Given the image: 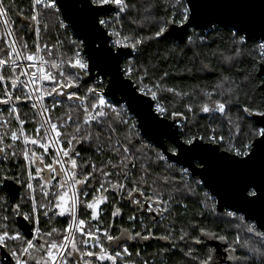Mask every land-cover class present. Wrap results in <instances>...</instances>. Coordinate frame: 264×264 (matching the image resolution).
<instances>
[{"label": "snow or ice", "instance_id": "1", "mask_svg": "<svg viewBox=\"0 0 264 264\" xmlns=\"http://www.w3.org/2000/svg\"><path fill=\"white\" fill-rule=\"evenodd\" d=\"M80 2L85 28L83 39H58L56 44L49 45L47 42L41 43L42 27L48 28L47 24L41 25V22L46 17L59 16L57 0H32L30 16L23 15L22 10L14 5V0L7 5L5 0H0V18H3L0 24L4 25L3 35L8 37L7 40L0 39V126L4 127V131L0 132V160H14L17 164H23L18 175L8 174L11 169H0V193L9 190V193L0 196V247L7 248L10 242L13 244L9 254L15 264H29L30 261L35 264H70L68 258L77 252L83 257L110 261L111 264H118L123 256L125 264H129L133 255L129 247L110 253L99 233L102 231L107 241L117 242L119 247V242L153 238L152 228L141 220V228L147 235H142L141 231L130 234L129 229H124L119 236H113L110 234L113 228L111 219L103 229L99 223L92 224V221H99L101 204H112L110 218L122 215L121 204L125 201L135 205L136 212H153V205L157 206V214L167 212L177 192L199 199L197 189L219 173H258L261 184L248 179L244 183V194L252 197L264 195V127L254 126L245 120V116H258L261 120L256 123L264 122V111L242 105L239 91L242 84L250 82L251 77L244 75L237 84L234 76L240 74V70L233 71L238 63L245 62L258 65L264 71V5L260 6L258 13H252L249 10L253 5L243 0H175L171 16L167 8L163 9V18L156 21L154 32L145 36L135 32L126 35L115 29L109 31L112 21L98 18L109 11L104 6L112 4L116 5L117 16L131 14L136 10L131 0ZM160 10L157 6V11ZM145 11L149 12L150 9L145 8ZM11 13L22 21L21 30L23 24L27 23L29 31L34 33V51L10 26L13 23ZM222 14L225 18H221ZM217 24H222L227 32H221ZM209 25L212 27L209 28ZM74 26L79 32V25L75 21ZM177 26L181 29L192 28L193 34L188 36L187 44L180 52L184 55L186 50L192 51L189 59L194 66L199 61L195 70L187 68L180 75L214 72L212 57L217 58L229 73L224 75L221 72L218 82L210 91L200 86H194L190 91L167 86L164 81L169 72L157 77V66L140 59L143 46L171 34V30ZM59 27L67 30L68 26L61 21ZM140 27L143 28V25ZM196 29L206 31L197 34ZM89 33L99 41L95 48L88 42ZM254 35L259 39L250 46L248 41ZM106 36L115 37L110 45ZM65 46L68 50L61 51ZM86 47L89 49L87 55L84 54ZM198 47H206L209 52L202 54L195 51ZM121 49H131V52L124 53ZM202 55L204 59H201ZM121 56H131V59H126L120 66L118 62ZM157 56H153V59ZM160 59L167 60L169 56ZM113 62H116V71L111 70ZM93 69H98L99 75L93 77ZM104 73L111 76L108 85L101 78ZM89 80L93 82L89 84ZM82 84L85 85L83 89ZM262 88L264 83L251 90L252 96L245 93L248 104L254 102L255 93ZM117 92L123 94V104L107 98L108 95L115 97ZM169 93L170 97L166 95ZM25 102L32 110L33 117L39 118L31 121L37 125L33 137L25 134L27 121L20 113ZM137 106L143 108L142 119L148 124L144 135L140 134L129 112L130 109L135 111ZM181 106L183 111H178ZM62 107L65 111L53 117V113ZM136 115L141 116V113L136 112ZM201 119L208 122L202 124ZM13 121L19 125L16 130L12 129ZM221 125L227 127V139L222 134L224 129ZM149 132L155 136H150ZM9 134L12 143L6 144ZM145 136L157 140L161 145L164 137L172 143L160 150L146 142ZM18 140H22L24 146L20 152L16 150ZM29 145L32 147L29 148ZM85 145L97 156L105 152L111 153V156L101 160L99 166L91 160L78 163L81 156L79 149ZM37 148L42 152L38 153ZM46 157L50 162H46ZM111 157L116 158L115 162ZM173 158L184 161L187 167L177 172ZM88 168L91 171H87ZM197 169L204 179L195 180L193 187L192 180ZM81 176L82 179L79 178ZM9 181L27 190L15 204L10 203L16 190L11 188ZM96 183H99V188L95 186ZM250 187L256 190L249 193ZM170 188L175 191H169ZM37 191L40 193L39 200ZM109 191L115 193L118 199L109 201L108 195L103 194ZM97 193L101 195L97 196ZM90 195L91 200L88 199ZM212 199L205 192L203 206L207 207ZM25 208L27 211H24ZM82 210L85 215L87 210H91L90 220L79 218L78 213ZM227 215L234 214L229 212ZM41 216L46 222H51L57 216H67V228L71 231L61 238L57 228L41 227ZM15 217L33 226L28 233L31 238H27L19 226L10 227V223H15ZM128 220L135 222L137 216L130 215ZM86 223L88 227L85 232ZM77 228L82 236L86 235L99 245L98 253L83 251L78 247ZM247 231L264 237V232L255 225L248 227ZM170 235L159 239L169 240ZM187 235L184 233L179 239L183 241ZM219 239L224 240L225 237L220 236ZM194 242L200 244L201 240ZM82 243L87 245L88 240L84 239ZM235 243H240L239 237ZM41 253H46V256ZM185 254L191 255V250ZM135 255L139 256L140 253ZM86 264H91V261ZM140 264L149 262L145 259Z\"/></svg>", "mask_w": 264, "mask_h": 264}, {"label": "trees", "instance_id": "2", "mask_svg": "<svg viewBox=\"0 0 264 264\" xmlns=\"http://www.w3.org/2000/svg\"><path fill=\"white\" fill-rule=\"evenodd\" d=\"M10 0H5V4L7 5ZM32 0H14V5L18 6L19 9L22 10L23 15H31L30 5ZM175 0H131L136 6V10L133 11L131 14H121L117 19V15L115 16L116 19L113 20L112 18V25L108 29L109 31L112 29L121 31L126 35H131L134 32L140 35H148L151 32H154L157 24L156 21H159L163 18L164 12L163 9L167 8L169 10V17L172 13V4H174ZM157 6L160 7V11H157ZM145 8L150 9L149 12L145 11ZM10 17L13 23L10 25L13 27L16 35L23 40L27 41L30 49L34 51L33 41L35 40V35L33 32H30L27 26V23L23 24L22 21L14 14L11 13ZM2 19V18H0ZM63 21L65 25H67V30L62 27H59L60 22ZM47 24L48 28L44 29L42 27L41 30V43L47 42L49 45L56 44L57 40H67L69 38L73 40H79L75 36L71 26L64 20L62 12L60 10L59 16H49L42 20L41 25ZM143 25V28L140 26ZM221 30V32H227V29L221 28L220 26H216ZM4 25L0 24V39L7 40V36L3 35ZM197 34H203L201 31H197ZM193 34V30L190 31L189 36ZM115 39V37H113ZM187 40L184 42H178L174 39L170 38H159L157 40H153L142 47L141 52L142 56L140 59L149 63L155 64L157 67L155 69V75L159 77L164 72H169V76L166 78L164 83L167 86H174L180 91H190L194 86H200L201 88H205L206 90H211L212 86L218 82L219 74L223 72L224 75H228L229 73L225 71L223 66L220 65L218 59L215 57L211 58V64L215 68L214 72L204 73V72H197L195 76L188 75L185 73L184 75H180V73L185 72L187 68H193L199 66V61L196 62L194 66L191 61L190 57L192 56V51H187L186 54L182 55L180 49L184 48L187 44ZM255 39H250L248 41L249 45H253ZM67 46L61 49V51H67ZM195 51H199L202 54L208 53L209 50L206 47H198L194 49ZM70 54V53H69ZM157 56L156 59H153V56ZM135 55V54H133ZM165 55L169 56V59L163 60L160 59ZM210 55V54H209ZM131 59V56L126 58ZM125 59V60H126ZM201 59H204V56H201ZM122 62V66L125 62ZM207 63L208 60H205ZM258 65H250L249 63H238L236 68L233 69L235 72L236 69L240 70V74L235 75L234 79L237 84L243 80L244 75H250L251 80L248 83L242 84L239 96L241 98L242 105H247L253 110H261L264 111V89H260L254 95V102L248 104L245 100V93L249 96H252V89L259 86L262 82V78L258 76ZM151 72V69H150ZM103 78V77H102ZM93 81L89 80V84ZM105 85L107 84V78H104ZM85 85L82 84V89ZM2 91V88H0ZM169 97L171 94H166ZM217 98V97H214ZM178 111H183V107L177 109ZM65 109L62 107L58 109L56 112L53 113V117L57 115H61ZM235 112V109H233ZM20 113L23 119L27 121L24 125L25 134L33 137L35 136V128L36 124L32 123L33 119H39L38 117H33L32 110L29 106H25L20 108ZM6 115V113H5ZM133 120L136 122L134 116ZM245 120L248 123H252L254 126L259 127L253 117L245 116ZM207 119H201V123H207ZM19 125L13 121L12 122V129L16 130ZM224 129L223 135L227 139L229 133L227 131V127L221 125ZM4 131V127L0 126V132ZM123 131H121L120 136H123ZM141 134V133H140ZM241 138H243V133L241 134ZM146 142L152 144L148 140L145 139ZM6 144L12 143L9 138L5 141ZM171 144V142L167 141V147ZM22 140H18L16 142V150L17 152L22 151L23 149ZM29 148L32 146L29 145ZM157 147V146H155ZM158 148V147H157ZM39 152H42L40 149H36ZM81 156L78 160V163H83L85 160H91L93 163H96L97 166L100 165V161L103 159H107L111 156V153L105 152L102 156H97L92 149H90L87 145L80 147ZM113 162H115V157H111ZM22 161V157H21ZM46 162H50V159L46 157ZM176 164V163H175ZM23 164H17L14 160L13 161H3L0 160V169H11L8 173L12 174H20L22 170ZM177 172L179 171L181 166L176 164ZM34 171V170H33ZM87 171H91V168H88ZM79 178H83L82 176ZM138 178V177H137ZM115 180V177H113ZM185 179H188L187 177ZM177 180H179V176H177ZM195 180H200L199 178H193L192 183L193 187H195ZM13 190H16V195L12 196L10 203L15 204L18 202V197L23 195L27 190L26 187H22L20 184L15 183L14 181L8 182ZM34 183H38L34 182ZM55 183V182H54ZM99 188V183L95 185ZM169 191H175L173 188H170ZM199 194V199L197 196L191 194H181L176 193V199L168 205L169 211L167 212H160L157 216H154L151 212H136L134 211L135 205H129L126 201L122 202V215L116 216L115 218H110L109 213L112 210V204H101L100 205V218L99 221H92L93 225L99 223V227L103 229V227L109 223L110 219L113 224V228L111 229L110 234L113 236H119L121 231L124 229H129L130 234L134 231H141L142 235H147V233L141 228L140 221L143 220L144 225L152 228L153 231V238L149 240H143L141 238H137L135 241H127L119 242V247H117V242H109L103 237V232L99 233L101 240L106 248H108L110 253L115 251L122 250L123 247L128 246L130 251L133 253L129 264H140L142 260H148L149 264H204V262H208L210 258V246L205 245L202 243L203 236L206 233L216 234L218 238L220 236H224L227 241L230 242V239L234 238V233L237 231L238 233L242 234V237L247 234V223L246 220L240 221V219H236L235 222L227 220L226 215L229 210L219 211L217 209L216 199L213 198L212 200L208 201L207 207H204L202 201L204 200V193H209L204 186L197 189ZM5 193H9L8 189H5L4 193H0V196H3ZM104 195H108L109 201L118 199L115 193L109 191L108 193H103ZM210 194V193H209ZM97 196L101 195V193H97ZM211 196V194H210ZM40 193L37 191V199L39 200ZM139 198V197H138ZM91 200V195L88 197ZM178 201V202H177ZM183 205H187V207H183ZM162 207V206H161ZM154 211H156L157 206L153 205ZM27 211V208L24 209ZM58 211V210H57ZM91 210H87V215L84 214L82 210L78 213L80 219H85L86 221L91 219L90 216ZM136 215L137 220L135 222L129 221L128 216ZM20 217H15V223H10V227L15 228L20 226L18 220ZM68 217H54L51 222H46L45 218L41 216V227L42 228H51L55 227L61 232L62 235H66L68 233L67 228ZM234 224H236L234 226ZM240 224V226L238 225ZM238 225V227H237ZM30 227V232L32 230V225H28ZM87 223L85 225V232L87 231ZM21 230L25 233L27 238H31L26 231L22 228ZM171 233L169 240L159 239L162 236H169ZM188 233L185 237V240L181 241L179 237L184 234ZM76 234V243L78 247H80L83 251H93L99 252V247L94 240L88 238L86 235L82 236L79 232L78 228L75 232ZM87 239V245L82 243V240ZM196 239H200L201 243L197 244L194 241ZM231 239V240H232ZM41 243L43 241H40ZM59 242V241H58ZM231 243V242H230ZM173 245H175L173 247ZM99 246V245H98ZM94 247V249H93ZM257 247V246H256ZM13 248V244L10 242L7 248L0 247V262H2L1 255L4 253L9 254V249ZM183 250V251H181ZM191 250V255H186ZM139 252L140 255L137 256L135 253ZM239 264H264V261H250L248 255L245 253H241V251H237ZM40 255L46 256V253H41ZM12 258V257H11ZM70 264H86L87 261H91V264H111L110 261H99L96 260L94 257H83L79 252L74 253L71 257L68 258ZM13 260V259H12ZM14 261V260H13ZM15 263V261H14ZM3 264V262H2ZM29 264H35L34 261H30ZM118 264H125V257L121 256L118 261Z\"/></svg>", "mask_w": 264, "mask_h": 264}, {"label": "water", "instance_id": "3", "mask_svg": "<svg viewBox=\"0 0 264 264\" xmlns=\"http://www.w3.org/2000/svg\"><path fill=\"white\" fill-rule=\"evenodd\" d=\"M244 3L253 5V8L249 11L252 13H258L260 10V6L264 5V0H243ZM58 7L60 8L64 20L71 26L75 36L77 39H83L85 28H84V17L82 15V3L80 0H57ZM105 8H108L109 11L100 17L107 16L110 12L116 10V5H106ZM71 17V18H69ZM98 17V18H100ZM212 19H215V17H209ZM221 18H225L223 14L221 15ZM74 21L77 25H79V32L77 30V27L74 26ZM216 26H220L221 28H224L222 24H217ZM212 26L209 25V28ZM192 28H186L181 29L179 26L171 30V34H166L164 38H170L174 39L178 42H184L188 38L190 31ZM197 31L204 32L206 29H196ZM187 33V35H185ZM105 39L108 40L109 45L111 44L112 37H105ZM252 39H255L258 41V36L254 35ZM88 42L91 43L92 48H95L98 46L99 41L96 40L95 36L91 33L88 34ZM124 53L131 52V49H121ZM89 52V49L86 47L84 49V54L87 55ZM130 56H121L119 60V65L122 66V62ZM116 62H113L111 65V70L116 71L115 67ZM93 77L99 75L98 69H93L92 74ZM258 76L262 78V83H264V71L258 68ZM103 78H107V84H109V81L111 79V76L109 73H104ZM264 89V88H262ZM107 91V89H106ZM108 99L113 100L115 102L116 100L121 101L123 104V94L117 92L115 94V97H112L111 95L107 96ZM130 112L133 114V116L136 119L137 128L139 129V132L141 135H144L146 128L148 127V124L145 119H142L143 116V108L141 106H137L135 111L130 109ZM136 112H140L141 116H137ZM253 119L256 121L261 120L258 116H253ZM171 123V121H169ZM257 124V123H256ZM143 125V126H141ZM259 127H264V122H261L257 124ZM150 136H155L154 133L149 132ZM144 139L148 140L155 146H157L160 150H163L164 147H167V141L171 142L167 137L163 138L162 145L155 139H149V136H145ZM172 143V142H171ZM173 162L181 167H187V164L179 160L178 158H173ZM191 171V169H190ZM200 170L197 169L194 177L201 179H204L200 174ZM252 179L255 181L257 185L261 184L260 176L259 174L255 173H247V174H241V175H232V174H226V173H219L215 175L211 180H209L208 183L204 184V188L211 194L213 198L216 199L217 209L219 211L229 210L234 213H239L243 216V218L246 221H252L255 223L256 227L264 232V195L258 196V197H252L251 195H245L244 194V183L248 180ZM12 188V186H11ZM256 189L249 188L248 192L254 191ZM21 228L28 233H30V227L28 226L27 222H24L21 218L18 220ZM30 236V235H29ZM1 259L3 264H15L12 258L8 255V253H4L1 255Z\"/></svg>", "mask_w": 264, "mask_h": 264}, {"label": "rangeland", "instance_id": "4", "mask_svg": "<svg viewBox=\"0 0 264 264\" xmlns=\"http://www.w3.org/2000/svg\"><path fill=\"white\" fill-rule=\"evenodd\" d=\"M116 15H117V13H116ZM118 18H119V16H117V19ZM229 212H231V211H229ZM229 212H227V213H229ZM231 213H233L234 215L233 216L226 215L227 220L235 222L236 219L237 220L240 219V221H242L241 217H243V216L241 214L234 213V212H231ZM246 222H248L246 225L247 226L246 228H248L252 225H255V223L252 221H246ZM235 225L236 224H234V226ZM238 225L240 226V224H238ZM238 225H237V227H238ZM69 231H71V230L68 229V232ZM259 231H261V230H259ZM234 235H235L234 238L233 239L231 238L232 240L230 239L231 243L228 241L230 246H233L238 251H241V253L244 252L245 255H248L247 258H249L248 260H250V261H253V260L254 261H260V260L264 261V255H262V254H264V237H259V236H256L255 233H249V232H247V234L242 237V234L238 233L237 231H235ZM237 237H239L240 243H235ZM97 247H99V246L97 245ZM253 249H255V251H253Z\"/></svg>", "mask_w": 264, "mask_h": 264}, {"label": "flooded vegetation", "instance_id": "5", "mask_svg": "<svg viewBox=\"0 0 264 264\" xmlns=\"http://www.w3.org/2000/svg\"><path fill=\"white\" fill-rule=\"evenodd\" d=\"M146 212V211H145ZM157 216V212H151ZM211 234V233H210ZM202 243L210 246V258L207 264H238L237 249L230 246L226 239L218 238L217 233L211 235H204Z\"/></svg>", "mask_w": 264, "mask_h": 264}, {"label": "built area", "instance_id": "6", "mask_svg": "<svg viewBox=\"0 0 264 264\" xmlns=\"http://www.w3.org/2000/svg\"><path fill=\"white\" fill-rule=\"evenodd\" d=\"M116 16V10L115 11H112V12H110L107 16H105V17H100V18H102V19H109V20H112V18L113 17H115ZM3 19V18H2ZM8 38V37H7ZM114 38L112 37V40H113ZM133 54H135V53H133ZM102 78V77H101ZM103 80H104V78H102ZM110 100V99H109ZM129 112H130V110H129ZM130 114L133 116V114L130 112ZM93 249H94V247H93Z\"/></svg>", "mask_w": 264, "mask_h": 264}]
</instances>
